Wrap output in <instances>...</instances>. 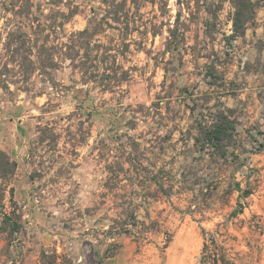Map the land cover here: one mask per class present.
Listing matches in <instances>:
<instances>
[{"label":"rangeland","instance_id":"1","mask_svg":"<svg viewBox=\"0 0 264 264\" xmlns=\"http://www.w3.org/2000/svg\"><path fill=\"white\" fill-rule=\"evenodd\" d=\"M20 1L0 0V68L8 58L3 49L7 32L20 27L28 30L26 17L5 9ZM74 1L79 3V11L64 25L63 32L59 27L51 32L50 39L55 43L64 40V33L85 28L93 15L92 25L103 24L94 38L114 46L110 54L118 56L119 72L126 70L128 75L103 90L101 72L82 85L81 73L68 61L52 71L57 85L51 86L34 73L20 85L46 92L47 104L38 108L41 114L35 117L58 122L61 127L88 120L89 126L93 124L96 147L101 146L99 134L128 143L136 138L143 148L139 154L154 163L152 175L157 176L153 183L138 182L110 193H103L106 188L100 184L103 176L99 171L90 174V161L85 163L89 168L81 170L55 168L35 178L28 191L13 193L4 184L9 178H1L0 264H47L53 256L54 264H207L209 255L201 260L204 240L209 249L237 254L241 242L232 235L240 226L231 212L242 205L239 188L250 190L264 180L263 168L251 161L253 154L264 152V145L259 146L264 144V112L259 111L264 89L262 82L256 81L255 90L250 91L247 85L252 81L246 77L249 71L262 72L258 61L263 55L262 43L256 40L248 49L245 38L228 37L233 8L222 1L216 25L207 35L199 21L189 22L185 39L173 42V53H163L168 34L164 23L172 22L178 10L183 18L197 13V7L193 1L187 9L177 0H155L142 2L139 10L129 14L136 29L128 37V50L121 54L125 19L120 23L109 20L117 26L110 27L100 19L106 14L103 6L99 8V0ZM33 2L48 12L46 0ZM259 2L264 5V0ZM34 12L40 17L41 11ZM199 15H204L201 7ZM39 22L43 28L42 17ZM176 52L181 53L180 63ZM248 58L254 61L248 64ZM8 67L16 75L12 72L5 78L21 80L16 73L18 66L9 62ZM248 101L255 105L253 110L247 109ZM227 109L231 110L235 130L230 140H225L222 152L196 143L197 122L209 124L213 113L228 114ZM36 118L29 122H37ZM125 135L131 137L125 139ZM115 142L109 148L117 154L121 145ZM164 189L172 192L170 201L162 195ZM188 207L195 211L189 213ZM142 221L150 228L144 235L139 233ZM125 223L130 233L121 232ZM248 229L246 226L244 232ZM252 229L261 233L264 225L256 222ZM106 248L113 254L105 255ZM251 249L256 254L252 264H264V242L261 246L254 242Z\"/></svg>","mask_w":264,"mask_h":264},{"label":"trees","instance_id":"2","mask_svg":"<svg viewBox=\"0 0 264 264\" xmlns=\"http://www.w3.org/2000/svg\"><path fill=\"white\" fill-rule=\"evenodd\" d=\"M147 1L155 3V0H99V8L103 6L106 14L100 19L106 21V25L117 28L109 20L120 23L121 19H125L123 21L125 32L120 37L121 54L128 50V37L136 29L135 21L129 20V14H131L132 10H139L142 2ZM191 1L196 4L197 13L190 12L188 17L182 18L181 12L178 10L172 22L168 20L167 23H164L167 26L168 34L165 37L163 53H173L175 50V46H172L173 42L177 40L182 42L185 39V34L189 30V22L194 20L199 21L204 28V33L207 35L211 31V28L216 25L218 19L217 12L221 9L222 1H227L233 8L231 15V33L228 36L230 39H236L245 34L247 27L254 23L256 10L260 6L259 0H177L179 3L184 2L187 9ZM45 4L48 9L46 13H44V9H41V4L34 3L33 0H21L17 6L13 4L12 8H5L7 11H11L14 16L26 17L28 22L24 26L28 30H22L20 27L17 31L7 32L3 49L6 55H8V58L1 65L0 78L3 76L4 80H7L5 76L13 72V68H9L8 64L9 62H13L18 66L16 73H18L21 79H13V82L27 81L37 72L38 75L44 77L53 86L57 85L58 81L54 78L52 71L57 70L62 64L68 61L72 69L81 73L83 83H87L92 78L98 77L95 73L101 72L99 82L103 86V90L110 89L112 86L126 79L128 75L127 71L119 72L121 66L118 64V56L116 54H110V51L115 49L114 46L103 44L94 38L101 31L98 29H102V23L92 25V21L95 18L91 15L88 18V25L85 28L71 31L67 34L64 33L65 39L55 43L50 39V33L55 32L57 27L62 32L64 31V25L79 11V3H76L74 0H46ZM200 7L204 10V15L202 16L199 15ZM36 9L41 11L38 15L44 20L43 28L40 27V17L34 12ZM21 25H23L22 22H20ZM145 28L147 29V27ZM44 31H47L46 34L41 40L38 39V35ZM155 33L157 31L153 30L152 34L155 35ZM176 55L179 57L178 60L180 63L182 60L181 53L176 52ZM118 73L120 74L118 75ZM12 74L14 75L15 72ZM2 81L0 79V84L2 87H6ZM24 88L28 89V86H24ZM226 112L228 114L224 111L213 113L209 124L204 125L201 121L197 122L196 143H199L202 147L207 146L213 151L222 152V149L225 147V140H230L235 130L234 121L229 116L231 110L227 109ZM263 145L262 143L259 144V146ZM15 166L16 162L10 160L5 152L0 151V174L13 171ZM235 185L238 188L240 187L239 182L235 183ZM239 189L243 195H247L250 192V190ZM163 193L169 195V192L165 191ZM238 205L240 209L237 210V207L234 208L231 212L232 214L236 215L238 212H241L242 206L240 204ZM187 211L193 213L195 210L188 207ZM129 215L132 217V214ZM152 223L154 222L152 221ZM123 225L121 232L130 233L131 228H128V224L125 223ZM141 225L142 229L139 230V233L144 235L150 228L145 226L143 221ZM15 229L14 225H12V230ZM201 229L205 234L204 228ZM210 242L214 245V240L210 239ZM114 245L116 247L118 246L115 243ZM104 254L110 256L113 252L109 248H106ZM208 255L210 258L207 259V264H231L222 253L209 249L208 243L204 240L201 248V260L208 258ZM55 261L56 256H53L46 263L54 264ZM42 264L45 263L43 262Z\"/></svg>","mask_w":264,"mask_h":264},{"label":"crops","instance_id":"3","mask_svg":"<svg viewBox=\"0 0 264 264\" xmlns=\"http://www.w3.org/2000/svg\"><path fill=\"white\" fill-rule=\"evenodd\" d=\"M254 21L253 25L247 27L245 34L238 37V39H246L248 49L253 48V43L256 40L262 43L263 55L258 59L262 72L256 74L249 71L246 76L248 81H252L247 85L248 88L250 87V91L255 90L256 81L262 82L264 89V5L256 10ZM251 61H254V58H248V64ZM0 79L6 86L2 87L0 84V151L5 152L10 160L16 162L13 171L0 174V183L1 178H9L4 181V184L13 193L20 192L22 189L30 190L35 178L43 177L44 174H48L55 168L81 170L86 164L89 165V161L91 162L90 174L94 176V173L99 171L103 176V180L100 181L101 186L106 188L103 193L114 192L125 186L134 187L138 182L153 183L154 176H157L152 175L155 168L154 163L148 162L142 154H139L143 148L139 142H136V138L128 143L122 139L117 141L108 134H99L97 139L101 146L96 147L94 143L97 140L93 132V124L89 126L88 120L85 123L81 120L76 123L69 122L64 127L52 120L40 121L35 115L41 114L38 108L47 104L46 98L44 99L45 90L34 92L32 88L25 89L20 85L22 81L15 83L9 79L4 80L3 76ZM80 84L87 85L88 82L83 83L82 81ZM68 89L66 88V90ZM247 90L249 91V89ZM254 96L253 92L251 94L253 101ZM238 97H242V94ZM246 107L248 110H253L255 105L248 101ZM86 109L88 112L89 108ZM259 111L264 112V104L260 106ZM34 118L38 121L29 122ZM74 126L75 128H73ZM124 137L129 139L131 136L125 135ZM111 142L120 143L121 146L118 148L117 154L109 148ZM251 161L254 165L263 168L261 172L264 173V152L253 154ZM86 167L89 168V166ZM88 174L86 172V175ZM151 177L153 178L151 179ZM160 186L162 187V185ZM165 191L169 192V195L164 194ZM163 192L162 195L166 197L167 201H170L172 192L167 189H164ZM241 198H243L241 200L242 210L234 216V221L240 227L236 228L238 231H235V236H232L236 241L241 242L242 249L238 248L237 254L220 253L231 264H252L253 260H256V254H253L251 246L254 242H258L260 246L264 242V230L260 233L252 229L256 222L264 225V180L251 188L247 195H242ZM244 200L245 202H243ZM246 226L249 229L244 232ZM214 245L220 249L217 242L214 241ZM234 255H236V259L233 257ZM261 256L262 254H259V257Z\"/></svg>","mask_w":264,"mask_h":264}]
</instances>
